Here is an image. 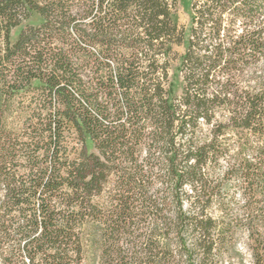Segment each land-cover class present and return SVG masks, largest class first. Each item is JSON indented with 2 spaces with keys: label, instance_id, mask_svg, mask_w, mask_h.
Segmentation results:
<instances>
[{
  "label": "trees",
  "instance_id": "1",
  "mask_svg": "<svg viewBox=\"0 0 264 264\" xmlns=\"http://www.w3.org/2000/svg\"><path fill=\"white\" fill-rule=\"evenodd\" d=\"M177 4L0 0V264H264V0Z\"/></svg>",
  "mask_w": 264,
  "mask_h": 264
},
{
  "label": "rangeland",
  "instance_id": "2",
  "mask_svg": "<svg viewBox=\"0 0 264 264\" xmlns=\"http://www.w3.org/2000/svg\"><path fill=\"white\" fill-rule=\"evenodd\" d=\"M195 0H178L177 8L174 13V20L177 22L180 26L189 29L190 26V20H191V6L192 3ZM31 24H37L39 23V18L35 17L32 20H30ZM18 31H15L13 33V39L17 37ZM175 52L177 53V57L179 58L182 54L185 52V47L183 45L175 46L174 47ZM178 65V61H175L173 63V71H172V77L175 82V90L177 94H181L182 92V78L179 75V73L176 71V67ZM23 106H26L25 104ZM69 142L74 145V141L72 137L69 138ZM75 146V145H74ZM89 151L93 152L94 149L89 145ZM228 196L230 197L231 201L234 204L235 212H241L243 209V205L245 204V198L240 190L238 184L233 183L228 188ZM264 207V204H263ZM236 252L238 255L234 256L233 258L225 257V259H216V262L218 264H253V256L251 254V251L248 247L249 239L248 235L245 229L243 227H239L236 232ZM239 256V257H238Z\"/></svg>",
  "mask_w": 264,
  "mask_h": 264
}]
</instances>
